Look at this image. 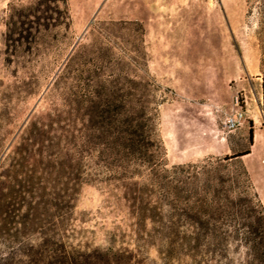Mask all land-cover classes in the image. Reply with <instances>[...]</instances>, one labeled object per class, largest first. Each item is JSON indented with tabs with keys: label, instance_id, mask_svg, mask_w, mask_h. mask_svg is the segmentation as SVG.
Listing matches in <instances>:
<instances>
[{
	"label": "rangeland",
	"instance_id": "1",
	"mask_svg": "<svg viewBox=\"0 0 264 264\" xmlns=\"http://www.w3.org/2000/svg\"><path fill=\"white\" fill-rule=\"evenodd\" d=\"M35 1L0 0V173L34 130L43 189L65 188L70 201L62 220L49 206L23 210L17 236L0 217V264L10 255L24 264L17 247L61 222L74 245L160 264L164 242L134 222L148 230L158 208L163 222L188 219L174 212L205 184L254 194L264 208V20L255 0H65V21L49 2L47 27L40 21L6 43L5 24ZM234 95L243 117L227 130ZM127 110L149 118L159 144L148 146L151 159L126 160L105 145ZM30 221L37 231L24 233Z\"/></svg>",
	"mask_w": 264,
	"mask_h": 264
},
{
	"label": "trees",
	"instance_id": "2",
	"mask_svg": "<svg viewBox=\"0 0 264 264\" xmlns=\"http://www.w3.org/2000/svg\"><path fill=\"white\" fill-rule=\"evenodd\" d=\"M49 2L55 4L59 17L64 21L68 19L65 0H36L22 8L24 12L17 14L16 20L9 16L11 20L5 24L6 43L14 44L27 39V35L31 34V25H39L40 21L47 27V21L50 19L47 13L50 10ZM255 2L257 12L264 20V0ZM83 97L85 100L89 99L86 95ZM99 101L104 103L103 99ZM102 112L103 110H99V114ZM117 122L118 127L115 126V130L109 131L113 140L107 142L106 147L116 153L121 152L126 160L143 162L145 158L151 159V154H147L148 146L152 143L159 144L148 133V116L144 113L133 116L132 112L127 110L121 122ZM33 131L32 137L26 136L19 142L14 156L11 157L10 166L0 173V217L5 224L10 225L8 229L12 228L15 236L20 230L19 220L23 210L27 214L34 207L49 206L55 211L60 210L57 218L62 220L63 210L67 209L70 201L65 188L60 187L48 193L43 189L44 180L39 164L41 150H34L32 147L38 144L41 135ZM248 152L244 150L233 156ZM192 166L202 169L204 167L196 164L188 167ZM241 175L248 186L249 178L243 166ZM193 191L196 195L195 188ZM203 193L196 195L191 201L189 200L193 196L187 195L185 200L182 199L179 211L174 212V215H189L188 219L163 222L153 214L156 211V215H159L158 208L152 213L149 212L148 230H144L143 225L137 228L134 222L135 231L164 242L163 249L158 251L160 264H264V208L258 200H254V194L251 197L238 192L230 196L229 190L219 192L214 188L210 189L206 184ZM174 196L180 199L178 192ZM121 198L124 199V196ZM33 225L31 221L25 222L22 224V230L24 233L32 232L35 229ZM58 227L53 229L47 226L41 236L34 237L31 241L25 240L17 247L23 255L24 264H143V260L133 250L117 249L113 246L85 248L74 245L66 236L68 230L63 228L62 222ZM9 238L7 237L8 241ZM13 257L10 255L11 261L2 264H12Z\"/></svg>",
	"mask_w": 264,
	"mask_h": 264
},
{
	"label": "built area",
	"instance_id": "3",
	"mask_svg": "<svg viewBox=\"0 0 264 264\" xmlns=\"http://www.w3.org/2000/svg\"><path fill=\"white\" fill-rule=\"evenodd\" d=\"M240 99L238 95L232 97V105L235 107L228 115L224 117L222 125L227 130H231L237 126L243 117V112L240 109Z\"/></svg>",
	"mask_w": 264,
	"mask_h": 264
},
{
	"label": "crops",
	"instance_id": "4",
	"mask_svg": "<svg viewBox=\"0 0 264 264\" xmlns=\"http://www.w3.org/2000/svg\"><path fill=\"white\" fill-rule=\"evenodd\" d=\"M235 107L234 106H232V110L234 109Z\"/></svg>",
	"mask_w": 264,
	"mask_h": 264
}]
</instances>
